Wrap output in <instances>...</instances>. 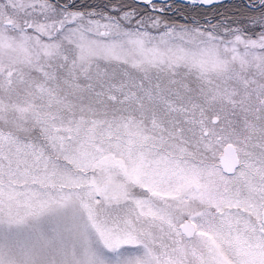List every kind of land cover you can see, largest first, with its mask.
<instances>
[{"label":"snow or ice","instance_id":"1","mask_svg":"<svg viewBox=\"0 0 264 264\" xmlns=\"http://www.w3.org/2000/svg\"><path fill=\"white\" fill-rule=\"evenodd\" d=\"M0 264H264V0H0Z\"/></svg>","mask_w":264,"mask_h":264}]
</instances>
